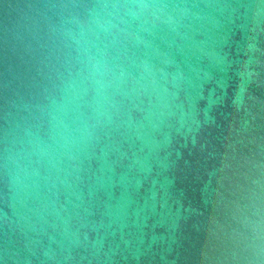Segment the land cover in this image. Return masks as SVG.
<instances>
[{
  "label": "water",
  "instance_id": "obj_1",
  "mask_svg": "<svg viewBox=\"0 0 264 264\" xmlns=\"http://www.w3.org/2000/svg\"><path fill=\"white\" fill-rule=\"evenodd\" d=\"M0 264H264V0H0Z\"/></svg>",
  "mask_w": 264,
  "mask_h": 264
}]
</instances>
